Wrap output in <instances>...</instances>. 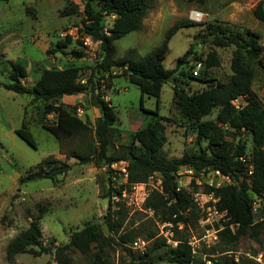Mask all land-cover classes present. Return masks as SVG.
<instances>
[{
    "label": "rangeland",
    "instance_id": "374dc122",
    "mask_svg": "<svg viewBox=\"0 0 264 264\" xmlns=\"http://www.w3.org/2000/svg\"><path fill=\"white\" fill-rule=\"evenodd\" d=\"M226 1H240L245 6V12H240L242 18L239 21L231 20L237 9L229 6V3L226 4ZM248 9L245 0H206L203 5L189 3L186 0H149L142 29L116 42V59L122 58L131 50L137 58L149 55L163 43L167 31L176 22L190 20L191 11L198 10L205 14L203 21L195 22V26L182 28L173 36L162 64L165 69L175 68L177 59L194 44L199 53L198 57L214 51L220 60V66L205 71L208 79L228 83L232 75L231 60L235 47L214 46L212 36L207 33L220 28L227 35L243 34L248 28L263 36L261 43L264 45V23L256 18L254 20V9L250 11ZM114 20L108 19V25H112ZM81 22V15L69 0H0V39L7 37L8 34L17 36L16 43L8 40L5 44L8 56L0 55V264H56L53 250L39 256L21 254L12 263L6 258L8 244L30 226L32 218L37 216L41 209H44L40 221L43 247L53 248L67 244L70 236L88 223H100L105 233L108 232L104 225V216L109 207V199L102 197L109 184L108 166L96 163L82 164L77 158H66V154L59 152L56 137L40 125L33 124L30 114L29 117L24 115V108L29 106L30 98L3 87L9 82L8 76L11 71L7 58L23 62L32 72L37 66H48L46 48L55 51L58 49L57 43H66L67 48L58 49L59 55L63 58L77 59L73 53H82L79 49L80 42L62 34L79 26ZM75 64L80 65L78 61ZM49 66L61 68L54 63ZM82 67L81 79L89 81L93 67L92 65ZM255 71L252 87L264 105V69L256 66ZM122 74V69L113 73L109 77L110 84L113 85V80L121 78ZM37 77H40V72ZM175 77L174 83L179 84L190 94L203 91L209 86L187 75L177 74ZM174 83L164 84L160 96V115L168 119L165 122L167 141L160 152V157L169 162L182 158L185 153L199 152L200 149H205L209 153L208 141L203 140L200 143L197 141V126L185 121L175 104ZM104 94H109L118 118L116 129L112 133L113 143L109 148V154L122 155L127 152L124 147L130 145L129 132L146 127L154 118L141 109L139 88L123 78L116 81L112 91ZM90 102V94H86L84 100L74 101L65 98L61 100L67 107L76 110L79 107L83 108L85 111L81 118L95 129L99 110ZM143 106L146 110H155L156 99L145 96ZM217 112V109L214 110L203 120H215ZM54 121V117H48L45 122L52 124ZM23 124H26L32 133L36 149L16 134L15 129L21 128ZM224 129L231 131L229 127ZM241 138L247 141V156L252 157L254 143L251 137L243 133ZM49 157L59 158L71 165V169L65 175L59 176L56 182L49 179L22 181L30 171L36 170V166ZM124 168L127 169V163L125 165L119 162L115 168L116 174H113L117 176L118 182L126 185V188L121 198L112 199V208L120 209L118 202L124 205L126 216L124 227L138 229L136 242L139 245L129 244L128 251L116 246L115 251L111 253L112 264H176L170 261V257L172 249L178 244V239L187 240L195 250L194 254L206 262L229 256L235 258L238 264H264V225L258 237L255 238L252 232H249L242 235L234 244H227L219 235L217 240L213 238L215 231L224 225V219L223 214L215 215L207 210L214 205L213 200H217L214 195L204 192L206 182L213 178L210 174L202 177L196 171L190 172V168L181 166L176 174V181L181 189L192 193L200 214L198 219L192 216L186 226L183 224L175 226L162 222L161 216L145 207L150 192L155 189L161 191L160 174H155L148 183L130 185L125 182L122 170ZM195 186L199 188L196 193ZM196 194L198 195L195 197ZM234 230L236 231L235 228ZM152 231L156 232V237L149 239ZM155 240L161 243V246L148 251L153 247ZM34 249L39 250L37 247ZM75 260L78 264L82 262L79 255L75 256Z\"/></svg>",
    "mask_w": 264,
    "mask_h": 264
},
{
    "label": "trees",
    "instance_id": "16d2710c",
    "mask_svg": "<svg viewBox=\"0 0 264 264\" xmlns=\"http://www.w3.org/2000/svg\"><path fill=\"white\" fill-rule=\"evenodd\" d=\"M189 3L203 5L206 0H186ZM149 8V0H86V16L82 25L95 40L102 41L101 60L91 69L88 84L81 82L82 66H55L43 68L40 78L33 86H26L23 81L27 71L22 62H10L11 71L9 82L3 87L11 92L28 96L36 110L37 125L48 130L56 137L59 152L66 154V158H77L80 163H96L108 166V187L103 198L109 199V207L104 216V225L93 222L85 225L81 230L70 236L67 244L62 246L43 247L41 245L40 221L44 209L32 218L30 226L19 233L7 246L6 258L14 262L21 254H34L36 256L53 250L56 264H78L75 256L82 258L80 264H112L111 253L116 246L128 251V245L136 242L138 229H127L125 224V210L122 203H117L118 210H113V197L121 198L126 185L114 187L111 165L126 161L128 184H145L155 174L161 176V191L152 190L145 201V207L161 216L162 222L173 225H187L193 216L199 218L200 210L194 202L192 193L178 186L176 174L181 166L194 171L219 170L231 177L233 183L220 188L206 186L205 193L213 194L217 199L216 208L226 213L229 224H237L235 232L229 227L219 232L221 240L227 244L236 243L239 238L252 232L256 238L261 233L264 223H255L251 211V202L255 195L264 192V105L253 90L252 84L256 75L255 67L264 69V45L261 35L250 29L244 33L227 35L220 28L210 30L207 34L212 36V44L217 47L234 46L231 60L232 75L228 83L208 79L207 69L220 66V60L214 51L206 56H199L197 48L191 44L188 50L177 59L173 69H165L163 61L166 58L169 42L182 28L195 26L196 23L184 19L176 22L166 33L163 43L143 58L134 56L129 51L125 56L116 59V42L124 36L139 32ZM76 9V8H75ZM104 14L115 16L110 35L103 34ZM254 17L264 23V1H261L253 11ZM207 36H202L206 38ZM66 43H57L58 49L67 48ZM56 47V48H57ZM48 50L47 54L55 55L59 50ZM77 59L83 57L82 53H73ZM193 61V62H192ZM192 64L190 65V63ZM198 63L202 68L198 76L193 75ZM123 70L121 78L137 86L141 92V109L153 116L154 120L146 127L129 132L130 145L124 147L127 152L122 155L109 154L112 145V133L116 129L118 118L110 101L105 100L99 76L105 72ZM203 73V74H202ZM177 74L187 75L209 86L200 92L190 94L175 82ZM120 77V76H119ZM111 80L106 82V88H111ZM173 82L174 101L180 109L185 121L197 126V141H208L209 154L205 149L199 152L185 153L182 158L166 161L160 157V152L167 141L166 125L168 119L160 115V96L163 85ZM214 82V83H213ZM90 94L92 106L99 109L101 116L95 123V129L76 114V109L67 107L61 100L66 96ZM156 99V109L146 110L143 106L144 97ZM246 97L247 104L237 110L232 100ZM218 110L215 120L203 119ZM53 115L55 121L48 124V116ZM224 127H229L225 130ZM251 137L253 148L252 176H247V164L240 160L247 155V141L241 138L242 134ZM19 138L36 149L33 135L26 124L16 130ZM229 137V138H228ZM71 165L49 157L30 171L23 182L49 179L54 182L58 177L65 175ZM195 186V193L198 192ZM152 231L149 239L155 238ZM178 244L172 249L170 261L176 264H207L198 258L187 240L178 239ZM161 243L154 241L148 251L158 249ZM39 248L35 250L34 248ZM148 253V252H147ZM212 264H238L235 258L224 256L212 260Z\"/></svg>",
    "mask_w": 264,
    "mask_h": 264
},
{
    "label": "built area",
    "instance_id": "2783aa9c",
    "mask_svg": "<svg viewBox=\"0 0 264 264\" xmlns=\"http://www.w3.org/2000/svg\"><path fill=\"white\" fill-rule=\"evenodd\" d=\"M69 1L77 9V11L81 15L82 19H87V16H86V0H69ZM204 17H205V14L201 11H198V10H192L190 13V20L193 22H196V23L203 21ZM111 18L115 19L116 17L115 16H108V15L104 14V24H103L102 31H103V34H105L106 36L110 35V31H111V28L113 26V24L109 26L108 22H107L108 19H111ZM62 36H64V37L70 36L76 42L77 41L80 42L79 49L83 53V57L85 59H87L88 61H90L92 67H96L99 64V62L102 58V56H101L102 41L95 40L91 35L86 33L82 23L79 26L71 28L68 31L64 32L62 34ZM201 68H202V64L198 63L196 65V67L194 68L193 75L198 76ZM115 72L116 71L105 72L104 75H101L98 77L99 78L98 80L101 83L102 90L105 93L107 92L106 91L107 90V88H106L107 79L109 77H111L112 74ZM81 82L83 84H88L87 79H81ZM246 104H247V98L245 96L235 98L232 100V105L237 110H241ZM84 111L85 110L83 108L79 107L76 110V114L78 115V117L81 118L84 114ZM261 148L264 151V144L262 145ZM240 160L247 164V167H248L247 172H246L247 176H252L253 171H254L253 155H252V157H248L247 155H245V156L241 157ZM120 163H123L126 165V162L121 161ZM116 166H118V163H114L111 165V168L113 170L112 180H113L114 187L117 186L116 188H119L120 185H122V183L118 182L116 175H113V174H116V171H115ZM122 170H123L125 182L128 183L127 169L124 168ZM193 171H194L193 169H190V172H193ZM197 173L200 174L202 177H204L206 174H210L213 177V178H211L210 181L206 182V186H209V187L220 188V187L230 185L233 183L230 176L223 174L219 170H210V171L201 170V171H197ZM224 183H228V184L224 185ZM197 195L198 194H196L195 197ZM209 195H213V194H209ZM113 200H117V197H113ZM213 201H214V205L208 207L207 210L209 211V213H214L215 215L223 214L222 216L224 219V225L220 229L215 231L213 238L215 240H217L219 232L221 230H223L226 227H229L232 230V232H235L234 228L237 229L238 225L237 224L226 225L227 222H229V218H226V213H221L217 210V208H216L217 200H213ZM251 211H252V214L254 215L255 223H264V192L255 195V197L253 198V200L251 202ZM134 245L137 246L139 244L137 242H134ZM193 253H195L194 249H193ZM206 263L212 264V261L209 260V262L207 261Z\"/></svg>",
    "mask_w": 264,
    "mask_h": 264
},
{
    "label": "crops",
    "instance_id": "0c3cea01",
    "mask_svg": "<svg viewBox=\"0 0 264 264\" xmlns=\"http://www.w3.org/2000/svg\"><path fill=\"white\" fill-rule=\"evenodd\" d=\"M261 1H264V0H245V4H247V7H249V11L250 10H252V9H255V7L261 2ZM229 3V4H228ZM226 4H228L229 6H231V7H235V9H237V12H235L233 15H232V17H231V20H233V21H239L242 17H241V14L242 13H240V12H245V10H244V8H245V6H243L242 5V2H240V1H231V2H228V1H226ZM254 20H256L255 19V17H254ZM261 35V34H260ZM261 37H262V39H263V36L261 35ZM8 40H11L12 42L13 41H15V43H16V41H17V36L15 35V34H8L7 35V37H5V38H2V39H0V55H2L3 57H7L8 56V51H7V47H5V44H6V42L8 41ZM45 51H46V53H47V51H48V48H46L45 49ZM48 57H49V64H48V66L47 67H43V66H37L36 68H34L33 69V71L32 72H30L29 71V69L25 66V69H26V71H27V77H26V81L24 80L23 81V84L24 85H26V86H33L36 82H37V80L40 78H38L37 77V74L40 72V75H41V73H42V70H43V68H48V67H51V66H49V65H51V64H57L58 65V67H61V68H63V67H65V65H67V64H69V63H71V64H75V62L76 61H78L79 63H80V65H77V66H82V65H87V66H91V63H89L84 57H82V58H80V59H75V58H63L62 56H60L59 55V53H56L54 56H49L48 55ZM7 62L9 63V65H10V62H18V61H15L14 59H12V60H8V58H7ZM23 63V62H22ZM62 65V66H61ZM76 65V64H75ZM119 79H121V78H118V79H116V80H113V85L111 86V88H109V89H107L106 91L108 92L109 90H113V88H115V83H116V81L117 80H119ZM110 93V92H109ZM86 97V94H78V95H74V96H66V97H64L65 99H73L74 101H76V100H84V98ZM63 98V99H64ZM105 99L107 100V101H110V103H111V100H110V98H109V94H107L106 96H105ZM30 100V104H29V110H28V107H26V109L24 108V115H26L27 117H29V114H30V116H31V118H32V121H33V124H36L37 125V123L35 122V118H37L35 115H36V110H35V108L33 107V103H32V100L31 99H29ZM99 110V109H98ZM101 116V113H100V111L98 112V117H100ZM162 116V115H161ZM26 117V118H27ZM48 117H54L53 115H50V116H48ZM16 130L17 129H15V132H16ZM57 159H59V158H57Z\"/></svg>",
    "mask_w": 264,
    "mask_h": 264
},
{
    "label": "water",
    "instance_id": "95a60500",
    "mask_svg": "<svg viewBox=\"0 0 264 264\" xmlns=\"http://www.w3.org/2000/svg\"><path fill=\"white\" fill-rule=\"evenodd\" d=\"M17 176H19V175H17Z\"/></svg>",
    "mask_w": 264,
    "mask_h": 264
}]
</instances>
